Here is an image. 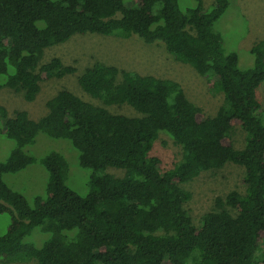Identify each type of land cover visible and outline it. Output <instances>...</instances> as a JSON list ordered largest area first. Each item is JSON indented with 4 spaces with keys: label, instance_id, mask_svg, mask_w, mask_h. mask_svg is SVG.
Masks as SVG:
<instances>
[{
    "label": "trees",
    "instance_id": "obj_1",
    "mask_svg": "<svg viewBox=\"0 0 264 264\" xmlns=\"http://www.w3.org/2000/svg\"><path fill=\"white\" fill-rule=\"evenodd\" d=\"M179 2L0 0V88L22 92L27 101L44 78L76 72L58 57L42 63L45 49L85 34L162 44L223 94L208 116L173 79L96 61L79 72L80 88L105 106L128 105L136 115L111 112L65 88L46 101L38 119L25 110L9 115L0 104L4 133L15 143L0 162V215L9 217L0 264H264V113L257 98L264 39L248 50L253 64L240 67L237 52L227 50L214 29L230 0L209 6L195 0L185 8ZM236 127L245 139L239 149L231 137ZM39 133L67 139L79 166L93 171L85 195L66 185L68 163L54 151L39 160L49 177L44 195L31 204L5 183L4 173L37 161L24 148ZM160 135L180 154L166 170L150 154ZM227 163L244 168V191L216 197L215 208L193 223L185 208L192 194L182 184ZM36 227L47 234L40 247L27 240Z\"/></svg>",
    "mask_w": 264,
    "mask_h": 264
},
{
    "label": "rangeland",
    "instance_id": "obj_2",
    "mask_svg": "<svg viewBox=\"0 0 264 264\" xmlns=\"http://www.w3.org/2000/svg\"><path fill=\"white\" fill-rule=\"evenodd\" d=\"M202 1L205 6H209L214 0ZM179 3L182 8L196 4L195 0H180ZM214 29L223 36L224 47L237 52L240 67L251 66L253 56L248 50L254 41L264 39V0H230L224 14L215 22ZM52 57H58L64 65L74 67L76 72L62 78H44L40 83V91L33 101L25 100L22 92L1 87L0 104L7 109L9 115L17 110H25L31 118L38 119L47 111L46 101L62 88L68 89L85 101L105 106L99 99L85 93L77 82L79 72L96 61L141 75L173 79L181 85L188 99L208 116H213L223 102V94L209 85L207 78L200 76L189 65L175 61L162 44H146L136 37L74 35L64 43L45 49L41 62H48ZM213 79L215 80V77ZM4 80L5 76L0 74V83ZM257 98L264 113V81L257 89ZM105 107L114 113L136 115L128 105ZM4 130V121L0 118V162L8 158L15 146L14 141L6 137ZM231 137L235 148L244 146V132L240 127L235 128ZM52 151L63 155L68 163L66 185L81 195L88 192V181L93 171L79 166L76 149L67 139L51 138L39 133L35 142L24 148V152L35 157L37 161L17 172L3 174L5 183L21 193L30 204L36 196L45 193L49 173L39 160ZM150 154L160 158V167L163 170L171 168L180 158L178 147L165 135H160L153 143ZM106 170L115 174L120 173L115 168ZM243 173L242 166L227 163L219 170L201 172L191 181L182 184L192 194L185 208L189 211L193 223L197 224L202 214L215 208L216 197H224L234 189L243 192L244 186L241 183ZM8 223V215H0V235L5 232ZM46 238L47 234L42 233L39 227L34 228L27 236V240L38 247ZM260 247L264 251V239L260 241ZM11 264L35 263L28 261Z\"/></svg>",
    "mask_w": 264,
    "mask_h": 264
}]
</instances>
